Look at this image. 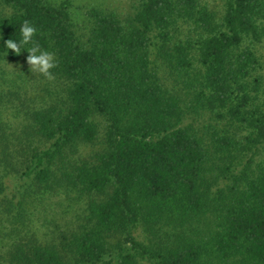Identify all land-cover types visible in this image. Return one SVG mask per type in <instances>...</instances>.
I'll return each instance as SVG.
<instances>
[{"label":"trees","instance_id":"1","mask_svg":"<svg viewBox=\"0 0 264 264\" xmlns=\"http://www.w3.org/2000/svg\"><path fill=\"white\" fill-rule=\"evenodd\" d=\"M121 1L0 0V264H264V0Z\"/></svg>","mask_w":264,"mask_h":264},{"label":"clouds","instance_id":"2","mask_svg":"<svg viewBox=\"0 0 264 264\" xmlns=\"http://www.w3.org/2000/svg\"><path fill=\"white\" fill-rule=\"evenodd\" d=\"M37 29L29 21H24L20 27L21 39H8L4 41V46L9 51L19 55L21 47L33 43V37L36 35ZM29 53L27 63L30 65L31 72H38L49 80L54 79L52 69L57 67L54 56L48 51H42L39 45L34 44L31 48H26ZM24 50V51H25Z\"/></svg>","mask_w":264,"mask_h":264},{"label":"rangeland","instance_id":"3","mask_svg":"<svg viewBox=\"0 0 264 264\" xmlns=\"http://www.w3.org/2000/svg\"><path fill=\"white\" fill-rule=\"evenodd\" d=\"M63 1V0H55ZM73 4V9L76 15L81 18L82 14L91 8H102L111 10L117 13H127L128 5L125 1L121 0H70ZM127 9V10H126Z\"/></svg>","mask_w":264,"mask_h":264}]
</instances>
